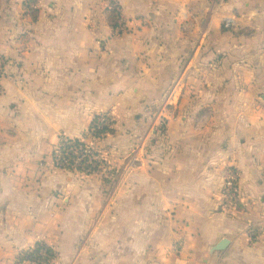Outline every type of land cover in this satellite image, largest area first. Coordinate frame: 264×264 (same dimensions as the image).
<instances>
[{
  "label": "crops",
  "instance_id": "0c3cea01",
  "mask_svg": "<svg viewBox=\"0 0 264 264\" xmlns=\"http://www.w3.org/2000/svg\"><path fill=\"white\" fill-rule=\"evenodd\" d=\"M211 1L120 0L130 31L109 40L104 52L108 57L119 52L125 72L133 74L124 87L148 91L157 103H173L188 113L169 123L175 146L167 160L174 178L168 193L160 192L169 200H163L152 218H144L143 226L110 228L122 242L101 248L102 257L92 264H264V0H228L224 9ZM91 2L97 0H56L52 9L54 15L60 12L59 19L47 22L42 16L34 25L37 39L28 49L23 45L20 77L8 82L0 96V124L16 118L6 114L8 103L32 92L33 84L26 81L39 70L34 62L52 69L51 75L63 77L62 82L64 69L77 75L72 69L80 70L88 57L85 41L100 37L88 33ZM226 15L235 21L230 30L221 21ZM20 27L24 31L30 24ZM2 35L0 55L9 57L3 51L6 39L16 35ZM39 38L42 47L34 45ZM56 51L57 58L39 57ZM3 70L8 72L5 62ZM231 171L240 174L244 203L235 215L218 204ZM13 183L0 177V264H13L17 252L47 238L42 218L27 213L32 195L11 190ZM78 237L69 233L63 250ZM224 239L227 248L211 254ZM179 240L182 248L175 255Z\"/></svg>",
  "mask_w": 264,
  "mask_h": 264
},
{
  "label": "rangeland",
  "instance_id": "374dc122",
  "mask_svg": "<svg viewBox=\"0 0 264 264\" xmlns=\"http://www.w3.org/2000/svg\"><path fill=\"white\" fill-rule=\"evenodd\" d=\"M55 3L56 0H0L2 38L16 35L15 39H6L3 50L11 55H3L1 62L8 66V72L3 71L0 96H4V86L8 82L19 79L25 52L23 45L28 49V44L37 39L34 25L40 17L47 22L59 19L60 12L54 15L56 12L52 9ZM91 6L88 15L93 12L88 33L100 37L85 41L89 44L85 53L88 57L81 61L80 70L72 69L77 75L72 76L64 69L65 81L62 82L59 78L63 77L51 75L52 69H48V73L46 66L40 68V64L34 62L39 70L26 81L33 84L32 92L17 102H9L6 114L16 118L11 117L0 124V177L14 181L11 190L32 195L27 213L42 218L47 234L44 240L62 254L61 264H92L96 256L99 260L103 255L101 248L122 242L121 235L110 228L143 226L144 218H152L163 200H169L168 196L160 194L169 190L167 184L174 178V170L167 160L175 146L169 136V123L180 113H188L187 108H175L178 105L173 103H157L148 91L124 87L133 74L125 72L119 52L112 57L104 52L109 40H119L130 31L120 0H97L91 2ZM111 6L117 8L125 20L121 30L110 27L107 10ZM27 8L40 11L36 23ZM26 23L30 27L22 31L24 28L20 26ZM47 31L46 27L44 33ZM37 41L39 43L34 45L42 47V40ZM39 57L57 58V51ZM10 61L13 63L9 64ZM135 70L138 71L137 62ZM168 93L164 92L162 98ZM157 96L160 97L158 92ZM105 112H111L119 123L118 134L104 143L111 163L123 168L122 178L113 192L104 193L101 181L96 177L53 171L41 163L45 155L51 153L52 145L58 142L61 133L82 137L95 115ZM4 148H7L5 152ZM155 195L159 196L158 204ZM7 209L11 211L10 206ZM69 233L79 237L74 245L63 250ZM179 241L178 247L174 248L175 255L182 248V241ZM59 261L60 258L57 264Z\"/></svg>",
  "mask_w": 264,
  "mask_h": 264
},
{
  "label": "trees",
  "instance_id": "16d2710c",
  "mask_svg": "<svg viewBox=\"0 0 264 264\" xmlns=\"http://www.w3.org/2000/svg\"><path fill=\"white\" fill-rule=\"evenodd\" d=\"M28 14L36 23L40 11L27 8ZM110 27L113 30H121L125 25L122 13L111 6L107 10ZM121 18V19H120ZM120 19V20H119ZM3 56L0 55V64ZM3 63L0 66V87L3 80ZM118 120L111 112H105L95 117L90 122L87 131L82 137H69L61 133L58 142L52 145V151L44 157L41 162L50 165L53 171L81 175L85 177H96L101 181L104 193L113 192L121 175V170L111 163L106 140L118 133ZM60 255L58 251L47 241L41 240L32 247L17 253L14 264H57Z\"/></svg>",
  "mask_w": 264,
  "mask_h": 264
},
{
  "label": "built area",
  "instance_id": "2783aa9c",
  "mask_svg": "<svg viewBox=\"0 0 264 264\" xmlns=\"http://www.w3.org/2000/svg\"><path fill=\"white\" fill-rule=\"evenodd\" d=\"M212 1L218 8H222L228 2V0ZM221 21L223 26L229 30L233 28L235 23L234 18L228 16H223L221 18ZM1 93L2 87H0V94ZM218 204L221 211L226 212L230 215H235L244 210V203L240 187V174L238 171H231L226 175ZM177 247L178 245H175L173 247V250Z\"/></svg>",
  "mask_w": 264,
  "mask_h": 264
},
{
  "label": "water",
  "instance_id": "95a60500",
  "mask_svg": "<svg viewBox=\"0 0 264 264\" xmlns=\"http://www.w3.org/2000/svg\"><path fill=\"white\" fill-rule=\"evenodd\" d=\"M229 245V241L224 239L222 240L217 246H215L214 248H212L211 250V254H214L217 251H223L227 248V246Z\"/></svg>",
  "mask_w": 264,
  "mask_h": 264
}]
</instances>
